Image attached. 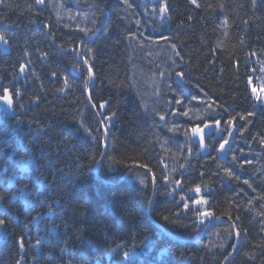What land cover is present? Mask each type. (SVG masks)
<instances>
[{
  "label": "trees",
  "instance_id": "16d2710c",
  "mask_svg": "<svg viewBox=\"0 0 264 264\" xmlns=\"http://www.w3.org/2000/svg\"><path fill=\"white\" fill-rule=\"evenodd\" d=\"M74 1L0 0V264H264V0Z\"/></svg>",
  "mask_w": 264,
  "mask_h": 264
},
{
  "label": "water",
  "instance_id": "95a60500",
  "mask_svg": "<svg viewBox=\"0 0 264 264\" xmlns=\"http://www.w3.org/2000/svg\"><path fill=\"white\" fill-rule=\"evenodd\" d=\"M71 1L73 2V0H71ZM98 30H99V28L96 29L95 32H97ZM78 60H79L80 62H82V63H83L88 69H89V66H88V64L86 63V61L84 60V58L82 57V55H81V53H80V50H78ZM93 79H94V74H93V72H92L91 70H89V87H90V84H91V82L93 81ZM175 80H176V82L179 83L182 87H184V83H183V80H182L181 75H177V76L175 77ZM87 103H88V105H89L91 111L96 115V117H97V119H98V121H99V124H100V126H101L102 133H103V135L106 137V144L104 145V147H103V149H102V155L100 156V158H99V160H98L97 167H96L95 170H94V174H95V176L98 177L99 169H100V166H101V164H102V162H103V156H104V153H105V151H106V149H107V147H108V144H109V138H108V132H107L105 126H104V123H103V121H102V119H101V117H100V114L97 112L95 106L93 105V103H92V101H91V99H90L89 97L87 98ZM203 126H204V125H202V126L195 125L193 128H191V129L189 130V132H190V136H191V138H192V139L197 143V145L199 146L201 156H202V157H207L208 154H209V152H210V148L206 145V143H205V139H206L207 137H209L212 133H214L215 136H216L217 138H221L222 135H223V132H221V133H216L215 131H210L209 134H207V135L204 136V144H203V146H202L201 143H200V140H199L200 133H198V132H193V129H202ZM220 126H221V123H220ZM229 133H231V135H229ZM229 133H228V136H227L228 143L225 144L224 150L221 151V150L219 149V147H218V158H219L221 161H225V160L227 159V151L229 150V148H230V146H231V142H232V141L235 139V137H236V129H235V127L233 126V124L231 125V128H230ZM223 142H224V141H223ZM223 142H222V143H223ZM135 169H142L145 173H147V174L150 176V178H151L152 181H153V186H154V188H153V193H152V195H151V198H150V200H149L148 207H147V212H148V215L150 216L151 204H152V201H153V198H154V193H155L154 177H153V175H152L149 171H147V170L144 169V168L136 167ZM129 173H130V171H129L126 175H124L123 178H125ZM104 181H105V180H104ZM152 221H153L154 226H155V227H156L161 233H163L164 235H166V236H168V237H170V238H172V239H174V240H177V241H181V240H185V241H193V240H196V239H200V238H202V237L205 235V233H206V232H207V231H208L213 225H215V224H217V223H219V222H221V221H227V222L230 224V226H231V228H232V230H233V232H234V236H235V246H234V249H233L232 253L229 255V257H227V258L224 260L223 264H226V263L231 259V257H232L233 254L236 252V250H237V248H238V246H239V243H240V234H239V232H238L236 226L233 224V222H231L229 219H227V218H225V217H215L214 219H212V220H211V221H210V222L204 227V229L202 230V232H201L199 235H197L196 237H193V238H183V237H181V236L173 235V234H171L169 231H167V230H165L163 227H161V226H160L158 223H156L154 220H152Z\"/></svg>",
  "mask_w": 264,
  "mask_h": 264
},
{
  "label": "snow or ice",
  "instance_id": "6c2138e0",
  "mask_svg": "<svg viewBox=\"0 0 264 264\" xmlns=\"http://www.w3.org/2000/svg\"><path fill=\"white\" fill-rule=\"evenodd\" d=\"M193 2H195V0H193ZM162 11H163V9H162ZM0 41H4V37L0 36ZM4 42L6 43V41H4ZM20 70L21 71L24 70V66L23 65H21V69ZM5 100H6L7 104H9V105L12 104V100L9 97L5 96ZM177 103H179V101H177ZM210 131H215L216 133H221V132L224 131L221 128V126H220V121L219 120H215L212 123H205L202 129H193V132L200 133L199 140H200V143H201L202 146L204 144V136L209 134ZM229 135H231V133H229ZM227 143H228V140L225 138L224 142L219 145V149L221 151L224 150L225 144H227ZM227 174L231 175L230 172H228ZM197 191H199V189H197Z\"/></svg>",
  "mask_w": 264,
  "mask_h": 264
},
{
  "label": "rangeland",
  "instance_id": "374dc122",
  "mask_svg": "<svg viewBox=\"0 0 264 264\" xmlns=\"http://www.w3.org/2000/svg\"><path fill=\"white\" fill-rule=\"evenodd\" d=\"M7 97H9V96L7 95ZM2 109H4L8 113H12L13 112L12 104L11 105L7 104V102L5 100V97L0 98V110H2Z\"/></svg>",
  "mask_w": 264,
  "mask_h": 264
},
{
  "label": "bare ground",
  "instance_id": "6f19581e",
  "mask_svg": "<svg viewBox=\"0 0 264 264\" xmlns=\"http://www.w3.org/2000/svg\"><path fill=\"white\" fill-rule=\"evenodd\" d=\"M70 1H71V0H70ZM71 3H72L73 5H75V6H77L74 0H73V2L71 1ZM97 8H98V7H95V6L91 7V6H90L88 9H97ZM98 9H99V8H98ZM88 66H89V65H88ZM88 70H91L90 67H89ZM206 123H211V122H206ZM203 125H204V124H203ZM198 126H202V125H198Z\"/></svg>",
  "mask_w": 264,
  "mask_h": 264
}]
</instances>
